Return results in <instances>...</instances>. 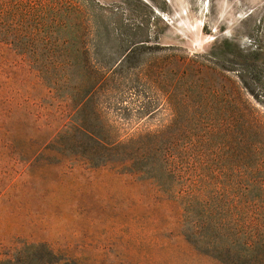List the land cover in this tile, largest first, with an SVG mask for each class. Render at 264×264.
<instances>
[{
  "label": "rangeland",
  "instance_id": "1",
  "mask_svg": "<svg viewBox=\"0 0 264 264\" xmlns=\"http://www.w3.org/2000/svg\"><path fill=\"white\" fill-rule=\"evenodd\" d=\"M262 122L264 0H0V264H264L205 223L264 187Z\"/></svg>",
  "mask_w": 264,
  "mask_h": 264
},
{
  "label": "trees",
  "instance_id": "2",
  "mask_svg": "<svg viewBox=\"0 0 264 264\" xmlns=\"http://www.w3.org/2000/svg\"><path fill=\"white\" fill-rule=\"evenodd\" d=\"M145 40H141L143 42ZM211 57L213 58H223L231 63H237L236 62V56L232 51H222L221 53H211ZM240 64V63H239ZM242 64V63H241ZM242 70V69H241ZM241 82L245 86V88L249 89L246 81L243 80V76H240ZM255 122L254 121H249L248 122V127L239 119L238 121H235L234 124V139H236V142L239 143L238 147L236 148L235 151V156L238 160L237 165L240 168V171L244 172L246 171V165H245V159L242 157L246 152V143L247 139L252 132L251 129H253ZM264 122H262V130L264 132ZM260 128V121L258 123V129ZM248 136V137H247ZM236 171V170H235ZM238 172V171H236ZM241 173V172H239ZM229 188L230 193L233 195L232 199L226 198V195H224L226 188ZM212 193L216 197L215 203H221L225 204L227 206L232 207V211L235 212V214L232 217H227L226 219L223 220H218L219 222L214 221L213 219L206 221L205 223L208 224V227H216L219 226V239L222 237L230 239H236L245 234V237L248 236V234L255 228H258L257 232V237L254 239H249L247 242V247L246 249L248 252L254 250L256 251L257 247H262L264 245V234H262L260 231L263 229L264 223L262 221V215L260 210L258 212L256 211L254 214L249 213L248 211H245V204L248 203H255L257 205H260L261 203V197L264 195V187L262 183H255L254 185L251 183H248L246 181H230V182H219L217 185H214L212 188ZM210 189V190H211ZM252 189L256 191V196H254V199L249 198V193L252 192ZM208 185L207 183H203L201 186V192L202 193H208ZM220 192V193H219ZM219 193V194H218ZM230 196V195H229ZM224 198V200H222ZM187 207H189L187 205ZM211 208V205L208 203L206 205L202 206V211H200V215L206 214L209 210L205 211V208ZM186 208V207H185ZM196 207L191 204V210L194 212ZM190 210V208H189ZM205 218V216H204ZM196 222V221H195ZM215 225H213L212 224ZM197 223V222H196ZM205 223H202L203 225ZM216 233V230L213 231L211 234L212 236ZM196 234H199L203 239L206 238L207 235L204 234L203 231L196 232ZM244 237V236H243ZM232 239V240H233ZM245 244V242H244ZM221 250H226V249H221ZM227 251H231L229 247H227ZM223 254V253H222Z\"/></svg>",
  "mask_w": 264,
  "mask_h": 264
}]
</instances>
